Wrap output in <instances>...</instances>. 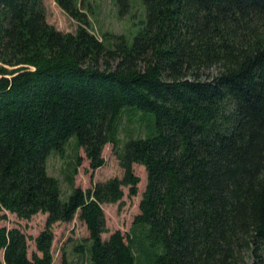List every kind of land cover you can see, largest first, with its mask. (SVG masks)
<instances>
[{
    "label": "trees",
    "instance_id": "16d2710c",
    "mask_svg": "<svg viewBox=\"0 0 264 264\" xmlns=\"http://www.w3.org/2000/svg\"><path fill=\"white\" fill-rule=\"evenodd\" d=\"M56 1L76 32L50 24L44 0H0V211L48 214L32 257L26 233L0 226V264H53V224L78 212L90 264H137L121 230L103 237V204L138 194L135 163L148 182L134 226L163 245L155 264H264V0H143L133 43L92 33L81 0ZM129 106L156 122L118 153L124 176L63 200L49 155L75 137L103 166Z\"/></svg>",
    "mask_w": 264,
    "mask_h": 264
},
{
    "label": "rangeland",
    "instance_id": "374dc122",
    "mask_svg": "<svg viewBox=\"0 0 264 264\" xmlns=\"http://www.w3.org/2000/svg\"><path fill=\"white\" fill-rule=\"evenodd\" d=\"M81 7L87 13V28L104 39L106 33L124 34L130 43L144 27L147 9L143 0H130V8L121 13L116 0H81ZM47 9V21L63 32H76L79 21L63 10L56 0H44ZM108 46H113L115 40L105 39ZM155 114L129 106L123 111L119 121L116 137L118 145L109 142L105 145L103 156L105 164L99 168H92L90 159L83 147H77L75 137L67 143L63 152L53 151L47 160V170L50 175L60 180L61 198L67 200L73 187L84 190L92 188L97 182L110 178L124 176V168L120 163L118 153L131 138L150 136L155 127ZM79 158L81 163L78 164ZM136 174L141 178L139 191L135 196L129 194V187L124 186L125 196L117 203H104L108 231L103 234L105 239L121 230L129 239L137 257V264H155L156 255L164 252L163 245L152 244L145 237L144 228L135 225V217L140 213V202L147 187L148 173L144 165L134 164ZM7 215V218L2 216ZM78 212L72 221H58L53 224L55 238L53 242V264H62L64 258L73 264H90V232ZM48 214L39 212L31 218H19L16 213L5 209L0 211V226L8 228L18 227L28 235L29 256L37 251L36 237L46 228ZM79 247H82L81 250ZM40 254V253H39ZM3 258V251H0ZM245 260L252 264L253 257L246 252Z\"/></svg>",
    "mask_w": 264,
    "mask_h": 264
}]
</instances>
